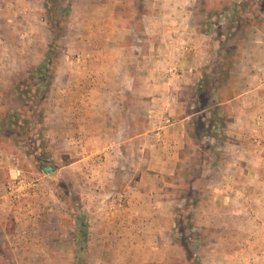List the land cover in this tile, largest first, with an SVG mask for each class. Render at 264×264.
Masks as SVG:
<instances>
[{
	"label": "rangeland",
	"instance_id": "obj_1",
	"mask_svg": "<svg viewBox=\"0 0 264 264\" xmlns=\"http://www.w3.org/2000/svg\"><path fill=\"white\" fill-rule=\"evenodd\" d=\"M165 15L202 63L168 62ZM262 158L264 0H0V264H93L99 236L149 245L113 258L206 264L214 241L264 264Z\"/></svg>",
	"mask_w": 264,
	"mask_h": 264
},
{
	"label": "crops",
	"instance_id": "obj_2",
	"mask_svg": "<svg viewBox=\"0 0 264 264\" xmlns=\"http://www.w3.org/2000/svg\"><path fill=\"white\" fill-rule=\"evenodd\" d=\"M161 24L163 26H166L168 30L173 31V27L176 26V31H180L181 35H179L177 37V35L175 34H168L171 38V41H168V44H171L169 47V53L172 56L171 59H168V62L170 64H174L176 66H180V67H188V65H186L184 59L188 60L189 65L193 66L196 65L197 63H202L203 59H204V54L203 56H199V54L197 52L202 50L204 51V49L199 48L200 44H198L196 41V37L194 36V33L191 31H184L183 27L184 25L181 23V21H178V19H174L172 17H168L165 15L164 20L161 22ZM183 26V27H182ZM186 26V25H185ZM176 37H175V36ZM179 39L181 42H183V44H172V40H176ZM256 69H257V62L255 65ZM259 68L262 70V64H259ZM253 77H257V71L253 72ZM260 73H262V71H260ZM155 74H162V72L159 70L158 72H156ZM164 74V73H163ZM259 85L262 86V83ZM249 90H255L257 92V81H255L253 84H248L247 85ZM262 89V87H261ZM240 96V94H237L236 96H234L233 98L229 99L230 100H234V98H238ZM183 119V118H182ZM182 119H179L182 120ZM169 129V126H168ZM257 156V155H256ZM255 159H257V157H255ZM264 159V158H262ZM264 161V160H263ZM262 162V161H261ZM262 167H264L261 164ZM223 169H227L229 166L226 164H224ZM225 167V168H224ZM243 168L247 171L249 170H253V171H258L259 169H257V167H251L250 165H243ZM260 171V170H259ZM264 186V177L263 178H257V207H261L264 206V191L262 190ZM219 198L220 195H219ZM226 199V196H222V200ZM259 210V209H258ZM257 210V212H258ZM261 210V208H260ZM262 212L260 213V216H264V209L261 210ZM264 219V217H262ZM101 227V226H100ZM100 227L98 226L96 230V233L99 232ZM106 234V232H103V234ZM108 234V233H107ZM88 246L89 248H91L90 246H92V249L94 250H107V251H111V253L114 254L115 251L119 250V251H138L140 250H146L148 249L149 245H147L146 242H144L143 240H139V241H135V242H126V241H119V242H113L110 239H108V241H105L104 237H96L93 238L92 241L88 242ZM224 243H217L214 241H209L207 243V246L209 248V252L207 254L206 257V264H253V259L250 261H240V258L238 259H232L231 255H227L228 253L224 252ZM216 246H221V249H219L218 251H216ZM220 248V247H219ZM221 250V252H220ZM112 254V255H113ZM116 254V253H115ZM112 255L109 257V259H104V258H99L94 260L93 264H166V260L162 259V258H156V259H150L147 258L146 256H142V257H136L134 258H128V257H115L113 258ZM233 257V256H232ZM236 258V256H235ZM260 262V261H257Z\"/></svg>",
	"mask_w": 264,
	"mask_h": 264
},
{
	"label": "trees",
	"instance_id": "obj_3",
	"mask_svg": "<svg viewBox=\"0 0 264 264\" xmlns=\"http://www.w3.org/2000/svg\"><path fill=\"white\" fill-rule=\"evenodd\" d=\"M245 26L246 25H241V24H238L235 27L229 26L227 27L222 39H219L217 54L220 60L223 61V64L230 61L234 53L235 47H234V40L232 39L234 34L233 32H236V29L238 30L239 28L243 29ZM220 64L223 66L222 62ZM12 233H13V229H12V225L10 224L8 226L7 234H12Z\"/></svg>",
	"mask_w": 264,
	"mask_h": 264
}]
</instances>
